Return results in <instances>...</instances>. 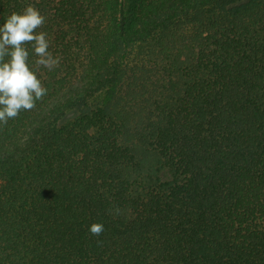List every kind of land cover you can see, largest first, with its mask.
<instances>
[{"label":"trees","instance_id":"obj_1","mask_svg":"<svg viewBox=\"0 0 264 264\" xmlns=\"http://www.w3.org/2000/svg\"><path fill=\"white\" fill-rule=\"evenodd\" d=\"M28 4L60 64L27 46L47 94L0 125V264H264V0H0V26Z\"/></svg>","mask_w":264,"mask_h":264},{"label":"clouds","instance_id":"obj_2","mask_svg":"<svg viewBox=\"0 0 264 264\" xmlns=\"http://www.w3.org/2000/svg\"><path fill=\"white\" fill-rule=\"evenodd\" d=\"M45 23V17L33 5L21 12L6 16L0 26V125H7L22 111H31L47 94V89L37 73L28 64L30 45L38 59L36 65L52 69L59 66L60 58L49 51L45 32H37ZM101 223H92L89 232L100 236Z\"/></svg>","mask_w":264,"mask_h":264}]
</instances>
